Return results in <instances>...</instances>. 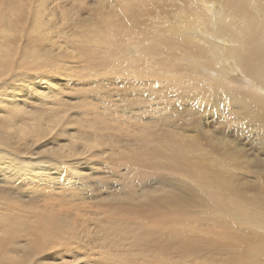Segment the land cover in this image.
I'll use <instances>...</instances> for the list:
<instances>
[{"label":"rangeland","instance_id":"obj_1","mask_svg":"<svg viewBox=\"0 0 264 264\" xmlns=\"http://www.w3.org/2000/svg\"><path fill=\"white\" fill-rule=\"evenodd\" d=\"M205 1L0 0V264H245L264 241V213L221 209L264 186V141L233 102L264 91L215 48L233 44Z\"/></svg>","mask_w":264,"mask_h":264},{"label":"bare ground","instance_id":"obj_2","mask_svg":"<svg viewBox=\"0 0 264 264\" xmlns=\"http://www.w3.org/2000/svg\"><path fill=\"white\" fill-rule=\"evenodd\" d=\"M12 1V0H11ZM16 1V0H15ZM100 1V0H99ZM220 2L221 3H219L220 5H221V8H220V12H219V16H217V17H214V28L213 29H211V31H212V34H213V37H215L216 39H220V38H226L227 40H229V42H231L233 45L232 46H223V44L221 43V42H219V43H216L215 44V48H217V50L219 49V50H221V48H223V49H225V51H226V53L229 55V56H231V59H232V62L235 64V69L236 68H238V70H239V74L238 75H240L241 74V76L240 77H242V79L244 78L246 81H248V82H250L251 84V86H260V88H262V90L264 91V0H220ZM12 3V2H11ZM99 3H101V2H99ZM205 3H206V1L205 0H194V2H193V4L194 5H196V6H205ZM167 4V3H166ZM99 5V4H98ZM14 6V5H13ZM173 29V28H172ZM152 32V31H151ZM179 39L181 40V41H183L182 40V38H180L179 37ZM169 40V39H168ZM178 41V42H180V48H181V46H183L184 45V47H185V44L186 43H184V41L183 42H181V41ZM171 41H172V39H171ZM177 41V40H176ZM216 41H221V40H216ZM224 41V40H223ZM226 41V40H225ZM203 42V41H202ZM152 43V42H151ZM184 43V44H183ZM158 44V43H157ZM170 44H172V43H170ZM148 45V44H147ZM149 45H150V43H149ZM154 45V44H153ZM179 46V45H178ZM188 46V45H187ZM147 47H150V46H147ZM152 47V46H151ZM157 47H159V44L157 45ZM183 47V48H184ZM162 48V47H161ZM167 48V47H166ZM183 48H181V49H183ZM148 49V48H147ZM152 49V48H151ZM169 49V48H168ZM176 49V48H175ZM188 49V47L186 48V50ZM203 48H197L196 49V46H194L193 47V49L191 50V54L194 52V54L196 53V54H199V55H202L203 56V54L205 55V52L202 50ZM150 50V49H149ZM163 50V49H162ZM174 50V49H173ZM188 50H190V49H188ZM200 50H202L201 52H200ZM153 51V50H152ZM154 51H155V49H154ZM153 51V52H154ZM169 51V50H168ZM167 51V52H168ZM193 51V52H192ZM150 52V51H149ZM174 52V51H173ZM180 52V51H179ZM182 52L183 51H181V53H179L180 55H182ZM155 53H156V51H155ZM189 53V55H190V51H187V54ZM225 53V54H226ZM157 54V53H156ZM186 54V53H185ZM193 54V55H194ZM162 55V54H161ZM161 55H160V57H161ZM167 55V54H166ZM171 57H169L168 55H167V57H169L170 59H169V61H167V67H168V64L170 63V61L172 60L171 58H173L172 57V55L171 54H169ZM187 56V55H186ZM227 56V55H226ZM229 56H227L228 58H229ZM92 57V56H91ZM152 57H154V56H152ZM166 57V58H167ZM185 56H184V53H183V58H184ZM200 57V56H199ZM226 57V58H227ZM148 58V57H147ZM182 57L180 56V59H181ZM198 58V57H197ZM205 57H203V59H204ZM193 59H194V56H193ZM206 59H208V57H206ZM209 59H210V56H209ZM179 60V59H178ZM183 60V59H182ZM188 60V59H187ZM230 60V59H229ZM228 60V61H229ZM148 61H149V59H148ZM199 61V60H198ZM169 62V63H168ZM176 62V61H175ZM185 62V61H184ZM188 62V61H187ZM190 62H191V60H190ZM200 62V61H199ZM151 63V62H150ZM149 63V64H150ZM177 63V62H176ZM189 63V62H188ZM202 63H203V61H202ZM230 63V62H229ZM233 63H231V64H233ZM146 64V63H145ZM145 64H143V65H145ZM173 64V63H172ZM182 64H183V66H184V64L186 65V62L185 63H183L182 62ZM196 64V63H195ZM204 64V63H203ZM171 65V64H170ZM174 65V64H173ZM176 65H178V64H176ZM180 67H181V65H179ZM151 67V66H150ZM156 67H157V65H156ZM172 67V66H171ZM177 67V66H176ZM185 68L186 67H188L187 65L186 66H184ZM183 67V68H184ZM152 68H155V67H152ZM183 68H181V69H183ZM188 68H191V70L190 71H192L195 67H191L190 65H189V67ZM150 69V68H149ZM20 70H21V68H20ZM152 70V69H151ZM195 70H196V68H195ZM197 70L199 71V69L197 68ZM14 71V70H13ZM154 71V70H153ZM183 71H187V70H184L183 69ZM194 71V70H193ZM211 71V70H210ZM209 71V72H210ZM17 72V71H16ZM206 72V71H205ZM152 73H154V72H152ZM178 73V72H177ZM201 73V72H200ZM208 73V72H207ZM203 74V73H202ZM206 74V73H205ZM205 74H204V76H205ZM212 74H213V72H212ZM209 75V74H208ZM200 76H201V74H200ZM203 76V75H202ZM212 76V75H211ZM194 77V76H193ZM20 78H21V76H20ZM196 78V77H195ZM199 77H197V79H198ZM201 78V77H200ZM230 78V77H229ZM238 78H239V76H238ZM196 79V80H197ZM201 79H204V78H201ZM232 79V78H231ZM243 79V80H244ZM20 80V79H19ZM208 80V79H207ZM233 80V79H232ZM234 80H236V79H234ZM239 80H240V78H239ZM197 81H200V79H198ZM203 81H205V80H203ZM203 81H200V83L201 82H203ZM229 81H231V80H229ZM245 81V82H246ZM158 82V81H157ZM190 82H191V80H190ZM244 82V81H243ZM200 83H198V86H199V88H200ZM209 83V82H208ZM233 83V84H232ZM200 84V85H199ZM229 83H227V85H228ZM231 84L233 85V86H238V83H236V81H235V83L234 82H232L231 81ZM231 84H229V85H231ZM240 85H241V83H239ZM226 84H223V86H227ZM240 85H239V87H240ZM248 84H246L245 86H247ZM175 86H176V84H175ZM197 86V87H198ZM202 86V85H201ZM205 87L207 86V85H204ZM208 86H209V84H208ZM242 86H243V84L241 85V88H242ZM204 87V88H205ZM244 87V86H243ZM203 88V87H202ZM201 88V89H202ZM203 88V89H204ZM209 88V87H208ZM244 88H246V87H244ZM239 89L240 88H238V89H236V90H231V91H233V92H235V93H238L239 92ZM255 89V88H254ZM206 90V89H205ZM211 90V89H210ZM214 90V89H213ZM197 91H199V90H197ZM204 91V90H203ZM203 91H202V93H203ZM245 91V90H244ZM247 91V90H246ZM254 91V90H253ZM262 91V92H263ZM205 92V91H204ZM215 92H216V90H215ZM214 92V93H215ZM259 92V91H258ZM258 92H256V93H258ZM211 93H213V92H211ZM221 93H223V92H221ZM228 93V92H227ZM260 93V92H259ZM258 93V94H259ZM205 94V93H204ZM224 94V93H223ZM194 95V97H195V95L196 94H193ZM193 95L191 96V97H193ZM198 95V94H197ZM201 95V94H200ZM212 95V94H211ZM216 95V94H215ZM228 95V94H227ZM254 95V96H253ZM260 95V94H259ZM207 96V95H206ZM214 96V95H213ZM213 96H212V98H213ZM231 96V95H230ZM232 96H234V95H232ZM237 96H239L238 94H237ZM182 97V96H181ZM194 97H193V99H194ZM223 97V96H222ZM222 97H219L218 99H221ZM224 97L226 98L227 96H225L224 95ZM236 97V96H235ZM243 97V99L241 98V96H239V97H236V98H240V99H233L234 101V104H237V103H239V102H241L242 103V106L243 105H246L245 106V110L247 109L248 110V115H249V119H250V121H252V123L254 124V127L256 126L257 127V130H256V132L257 133H259L261 136V138H262V140L264 141V96L263 97H261V96H257V95H255L252 91L251 92H244V95L242 96ZM200 98H201V96H200ZM199 98V99H200ZM203 98V97H202ZM217 99V97L215 96L213 99ZM231 98V97H230ZM234 98V97H233ZM232 99V98H231ZM202 100V99H201ZM223 100V99H222ZM194 101V100H193ZM200 101V100H199ZM195 102V101H194ZM207 102V101H206ZM221 102V101H220ZM229 102V101H228ZM200 103V102H199ZM195 104V103H194ZM193 104V105H194ZM204 104V103H203ZM218 104H219V102H218ZM226 104V103H225ZM240 104V103H239ZM238 104V105H239ZM116 105H118V104H116ZM208 105V104H207ZM221 105V104H220ZM233 105V104H232ZM106 106V105H105ZM197 106V105H196ZM204 106H205V104H204ZM209 106V105H208ZM229 106V105H228ZM227 106V107H228ZM237 106V105H236ZM107 107V106H106ZM106 107H104V109H106ZM201 107V106H200ZM218 107V106H217ZM238 107H240V105L238 106ZM237 107V108H238ZM111 108V107H110ZM199 108V107H198ZM219 108V107H218ZM91 109V108H90ZM95 108H93L92 110H94ZM113 109V108H112ZM193 109H194V107H193ZM200 109V108H199ZM235 110H236V108H234ZM239 109V108H238ZM97 110V109H96ZM195 110V109H194ZM207 110H208V107H207ZM219 110V109H218ZM234 110V111H235ZM95 111V110H94ZM99 111V110H98ZM108 111H109V108H108ZM100 112V111H99ZM104 112V111H103ZM106 112V111H105ZM110 112L112 113L113 111H111V109H110ZM210 112V111H209ZM239 112H240V110H239ZM98 113V112H97ZM109 113V112H108ZM111 113H109V114H111ZM115 113H116V110H115ZM114 113V114H115ZM241 113V112H240ZM94 114V113H93ZM103 114V113H102ZM105 114H107V113H105ZM104 114V115H105ZM234 114H235V112H234ZM236 114H238V113H236ZM242 114H243V112H242ZM242 114H238V115H242ZM244 114H245V112H244ZM243 114V115H244ZM95 115V114H94ZM99 115V114H98ZM101 115V114H100ZM99 115V116H100ZM112 115V114H111ZM111 115H110V117H111ZM116 115V114H115ZM115 115H113V117L115 116ZM247 115V116H248ZM105 116H107V115H105ZM104 116V117H105ZM118 116V115H117ZM117 116H115L114 118L112 117L111 119H112V121H108V120H104V117H103V115H102V117L103 118H101L100 120L102 121V119L105 121V122H107L109 125H113L112 123H114L115 121H116V123L118 124V122L120 121V119L119 118H121L120 116H118L119 118V120H117ZM245 116V115H244ZM108 117V116H107ZM109 117V118H110ZM191 117V116H190ZM236 117H238L237 115H236ZM95 118H96V116H95ZM108 118V119H109ZM240 118V117H239ZM241 118H243V116L241 117ZM240 118V119H241ZM247 118V117H246ZM110 120V119H109ZM113 120H114V122H113ZM238 120V119H237ZM242 120V119H241ZM247 120V119H246ZM245 120V121H246ZM99 122V123H97L98 125V128L100 127V125L101 126H103L102 124H100V123H103L104 124V126L107 124H105L104 122ZM112 122V123H111ZM237 122H240L239 120L237 121ZM247 122V121H246ZM120 123V122H119ZM243 123H245V122H243ZM249 123V122H248ZM251 123V124H252ZM100 124V125H99ZM107 124V125H108ZM239 124V123H238ZM237 124V125H238ZM247 124V123H246ZM96 125V124H95ZM106 125V126H107ZM109 125H108V127H109ZM239 126V125H238ZM240 126H241V123H240ZM250 126V125H249ZM116 127V125L115 126H110L109 127V129L110 128H115ZM236 127V126H235ZM246 127H247V125H246ZM254 127H252V128H254ZM95 128V127H94ZM101 128V127H100ZM117 128V127H116ZM115 128V129H116ZM237 128V127H236ZM239 128V127H238ZM104 129V128H103ZM117 129H120V126H118V128ZM111 130V129H110ZM242 130V129H241ZM248 130V129H247ZM253 131V130H252ZM99 132V131H98ZM109 132V131H108ZM255 132V131H254ZM233 134V133H232ZM231 134V135H232ZM246 134V133H245ZM254 134V133H253ZM259 134H258V137H259ZM242 135V134H241ZM244 136V135H243ZM249 136V135H248ZM3 138V136H1L0 135V140ZM252 137V136H251ZM256 137V136H255ZM4 139V138H3ZM186 139H188V138H186ZM188 140H190V139H188ZM244 140V139H243ZM255 140V139H254ZM257 140V139H256ZM262 141V142H263ZM1 144H3V143H1ZM0 144V145H1ZM188 144L190 145V141L188 142ZM259 144H261V143H259ZM193 145V144H192ZM234 145V144H233ZM264 145V144H263ZM194 146V145H193ZM2 147V146H1ZM260 148V147H259ZM1 150V149H0ZM258 150H260V149H258ZM6 152V151H5ZM258 152H260V151H258ZM2 153V152H1ZM7 153V152H6ZM5 153V154H6ZM12 154V153H11ZM259 154V153H258ZM261 154V153H260ZM10 155V154H9ZM7 156H8V154H7ZM184 156H185V153L183 152V151H177V152H175L174 154H172V158L174 157L175 159H181V160H183L184 159ZM3 157H4V155H3ZM8 157H10V156H8ZM19 157V156H18ZM257 157V156H256ZM173 158V159H174ZM8 159V158H7ZM13 159V158H12ZM262 159H263V161H264V156L262 157ZM6 160V159H5ZM10 160V159H9ZM180 160V161H181ZM261 160V159H260ZM62 163H64V162H62ZM258 163V162H257ZM261 163V162H260ZM4 164V163H3ZM5 165V164H4ZM64 166H65V163H64ZM68 166V165H67ZM256 166V165H255ZM60 167V166H59ZM61 168V167H60ZM65 168V167H64ZM66 168H68V167H66ZM66 170V169H65ZM189 174H192V176L194 177V179H195V182L196 183H202L203 185H204V187L205 188H209V184H208V182H207V176H206V174H205V172H203L202 171V169L201 168H199V167H196V166H189V168H188V171H187ZM260 180V179H259ZM259 180H257V181H259ZM263 181V180H262ZM222 185L223 186H227V190L228 191H231L232 189H231V184H229V179H225V180H223L222 182ZM263 183H264V181H263ZM262 185V184H261ZM217 192H219V190L217 189ZM217 192H215L214 194H213V198H216V193ZM243 192H239V197L237 198V199H232V200H224L222 203H221V209L222 210H224V208L229 204V206L230 207H234V208H236L237 210H239V211H241V212H243V214H244V216L245 217H247V218H252V217H255V216H258L260 213H264V186H262V187H260L259 188V190H257V192H256V195H254V198H251L250 196L253 194V193H251V195H249V197L250 198H248L247 197V195H244V194H242ZM212 202V201H211ZM9 217V216H8ZM11 219H12V216L10 217ZM15 217H13V221H15V219H14ZM5 219V218H4ZM11 219H9V221L11 220ZM12 220H11V222H12ZM53 220H54V216H51L48 220H47V225H49V224H51L52 222H53ZM1 221V220H0ZM2 222V221H1ZM0 222V223H1ZM7 223H8V220L6 221ZM6 222H4V223H6ZM11 222H9V223H11ZM262 222V221H261ZM263 223V222H262ZM41 224V223H40ZM264 224V223H263ZM6 225L7 224H5V227H6ZM14 224H12V226H13ZM36 226H37V223L35 224ZM42 225V227H41V232L39 231V229H38V226H37V230L35 229V227H34V229L36 230V231H38V232H40V239L38 240L39 242H41L42 241V238H44L45 236H46V234H47V229H46V227L43 225V224H41ZM40 225V226H41ZM115 226V225H114ZM118 227V226H117ZM116 227V228H117ZM7 228V227H6ZM10 228V225H8V229ZM13 229H18L17 227H14L13 226V228L12 229H10V231L11 232H13L12 230ZM33 229V230H34ZM127 229V228H126ZM15 230H14V232H15ZM113 230V229H112ZM133 230V229H132ZM8 231V230H7ZM17 231V230H16ZM36 231H35V233H36ZM116 231V230H115ZM118 231V230H117ZM139 231H141V229L139 230ZM112 232V231H111ZM10 233V232H9ZM17 232H15L14 234H16ZM140 233V232H139ZM11 234H13V233H11ZM118 234V233H117ZM125 234H127V232H125ZM112 235V234H111ZM110 235V236H111ZM114 235H116V234H114ZM113 235V236H114ZM133 235H135L134 233H133ZM247 235V234H246ZM137 236H138V234H137ZM245 236V235H244ZM110 238H112V236L110 237ZM246 238H248V239H250L249 238V236H247ZM246 238L244 239V245H245V243H246ZM257 238H259V236L257 237ZM113 239V238H112ZM247 239V240H248ZM260 239H261V237H260ZM260 239L259 240H257L255 243L256 244H252V243H250L249 245L247 244V245H245L244 247H245V253L243 252V248H242V257L241 258H244L245 259V262H246V259H248L247 260V262L245 263V264H264V241H260ZM2 240V237H1V239H0V241ZM133 240V239H132ZM141 240V239H140ZM136 241V240H135ZM139 241V240H138ZM166 241V240H165ZM251 241V240H250ZM253 241H255V240H253ZM1 243H5V242H1ZM114 243V242H113ZM114 245H117V243H115ZM1 247V246H0ZM117 247H118V245H117ZM2 249V248H1ZM5 249V248H4ZM163 250V249H162ZM7 251V250H6ZM2 252H5V251H3L2 250ZM139 252H140V250H139ZM7 253H10L9 251L7 252ZM1 254V253H0ZM2 255V254H1ZM0 255V257H2ZM25 255H26V253H25ZM8 256V255H7ZM10 256V255H9ZM29 256V255H28ZM150 256V255H149ZM15 257V256H14ZM160 257V256H159ZM13 258V257H12ZM20 258V257H19ZM147 258V257H146ZM3 259V258H2ZM1 259V260H2ZM163 259V258H162ZM165 260V259H164ZM244 263V262H243ZM242 263V264H243ZM3 264V263H2Z\"/></svg>","mask_w":264,"mask_h":264}]
</instances>
